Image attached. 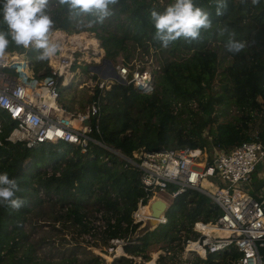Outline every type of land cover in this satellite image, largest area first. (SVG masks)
I'll list each match as a JSON object with an SVG mask.
<instances>
[{
  "label": "trees",
  "instance_id": "16d2710c",
  "mask_svg": "<svg viewBox=\"0 0 264 264\" xmlns=\"http://www.w3.org/2000/svg\"><path fill=\"white\" fill-rule=\"evenodd\" d=\"M54 1L55 5L47 8L54 20L51 31L72 34L96 30L103 56L114 65L130 63L139 48L144 53L152 51L158 67L153 70L150 91L141 92L132 85L115 83L101 95L98 85H94L91 99L99 101L100 120L99 132L92 130L90 135L104 146L90 142L84 153L62 140L33 146L8 140L15 122L0 108V174L15 178L21 189L17 196L26 200L19 211L0 206V264H107L89 250L86 255L91 257L87 260H80L75 252L80 247L86 250L77 237L93 228L84 207L90 198L95 210L108 214L104 243L112 246L109 239H125V252L149 259L150 243L167 247L171 231L187 232L195 220H211L220 209L207 194L187 188L171 199L165 221L132 239L138 223L132 222L131 212L139 198L146 201V191L139 168L106 147L138 161L133 152L140 153L143 148L154 151L200 146L211 153L214 147L229 149L252 137L251 124L259 116L264 121V0L255 6L250 0H228L222 16L215 15L213 0H195L211 13L212 28L202 32L203 39L198 42L181 39L166 49L153 39L155 29L149 13L153 8L163 12L173 0H167L166 4L159 0H120L115 10L117 28L107 31V25L101 23L77 24L74 14L59 5L58 0ZM86 15L94 21L93 16ZM5 27L0 23V30ZM225 27L228 32L221 36L219 30ZM229 33H235L236 40L248 45L239 54L225 47ZM6 51L25 53L30 70L26 80L55 76L48 60H37L35 51L13 42ZM93 75L97 80V74ZM57 78L60 81L62 76ZM227 104H234L240 114L233 119L224 118L218 107ZM258 138L264 143V127L258 131ZM69 151L72 155L67 156ZM40 192L44 198L39 196ZM44 202L48 208L42 206ZM39 218L59 236V245L74 240L65 246L68 254L62 252L58 259L52 260L36 253L42 244L54 243L49 230L29 239L25 225L35 224ZM68 232L70 238L63 235ZM92 235L96 236L94 232ZM238 254L231 247L209 252L206 258L196 255L193 263L226 264L228 257ZM133 259L120 255L114 257L113 264H137Z\"/></svg>",
  "mask_w": 264,
  "mask_h": 264
},
{
  "label": "built area",
  "instance_id": "2783aa9c",
  "mask_svg": "<svg viewBox=\"0 0 264 264\" xmlns=\"http://www.w3.org/2000/svg\"><path fill=\"white\" fill-rule=\"evenodd\" d=\"M60 50L59 46L55 56L62 64L52 67L55 76L40 80H21L17 74L20 68L14 64L23 61L27 68L28 61L12 58L15 52L6 51L0 57V108L15 122L7 139L12 142L23 141L27 146L62 140L77 146L84 153L90 142L104 146L90 135L92 130L99 132V101L90 99L83 112L63 107L59 99L61 86L66 87V79L62 77L58 81L57 76H62L65 66L69 67L74 58L72 55L63 57ZM96 56L98 54L92 56L90 62L100 63L102 55L99 58ZM115 67L124 82L115 77L97 76L95 84L101 95L115 83L132 85L141 92L152 89L153 69L131 67L124 63H118ZM6 68H13V71ZM119 154L139 168L140 181L146 191V201L139 198L131 212L133 223L140 225L146 219L142 208L154 197L160 196L169 202V198L172 199L187 188L197 189L211 198L220 213L208 221L195 220L187 232L180 230L184 251L206 258L209 252L235 247L239 254L228 257L226 264H264V143L258 138L257 130L249 139L229 149L214 147L211 153L200 146L154 151L143 148L140 153L133 152L134 157H139L138 161ZM258 165H261L260 170H257ZM254 171L256 181L261 183L255 188L261 191L258 195L241 187L247 181L254 184L251 181ZM208 177H215L221 183L208 188L204 182L213 183ZM165 191L168 192L166 196ZM163 221L165 216L161 218ZM111 240L113 244L119 243L120 247L127 242L117 237ZM135 256L142 259L140 255ZM135 256L132 255L134 259ZM142 260L146 263L145 258Z\"/></svg>",
  "mask_w": 264,
  "mask_h": 264
},
{
  "label": "rangeland",
  "instance_id": "374dc122",
  "mask_svg": "<svg viewBox=\"0 0 264 264\" xmlns=\"http://www.w3.org/2000/svg\"><path fill=\"white\" fill-rule=\"evenodd\" d=\"M160 3L166 4L167 0H159ZM55 1L51 2L49 4L48 9L52 6H54ZM116 5L113 9V15L108 17L102 24L107 25V29L109 30H115L117 28L116 26V19H115V10L117 9ZM77 24H80L81 22L86 24L87 26L93 25L94 21L91 20L86 14H82L80 16H72ZM100 24V25H102ZM55 30L50 31L49 35L51 36ZM65 35L60 39V41L57 43L59 46L63 47L61 51L63 57H72L74 58L72 63L67 67L65 66L64 72L62 74L63 79H66V87H64L61 90V97L59 99L60 103L63 105V107L66 110L70 111H80L83 112L86 110V106L88 104V101L91 99V95L93 93V88L95 85V77L94 75L88 70V65L92 64L90 62L92 56H95L98 52V50L101 51V58L104 55V50L99 46V41L95 37V31L91 30H83L79 31L77 33H85L87 38H95L97 40L98 46H94L92 44L86 43V39L83 37L79 39V43L75 44L74 39H69V37L75 33L68 34L65 31L61 30ZM76 33V34H77ZM68 38V39H67ZM70 40V41H69ZM85 44V45H84ZM77 45V46H76ZM80 46V47H79ZM84 46V47H83ZM67 47V48H66ZM77 47V48H76ZM72 48V49H71ZM74 48V49H73ZM66 49V50H65ZM18 60L26 59L25 53H17ZM58 54V53H56ZM66 55V56H65ZM99 56V55H98ZM96 56L97 58H99ZM56 59V60H55ZM70 59V58H69ZM54 62V63H53ZM48 64L50 67H55L57 64H62L60 61H58V57L55 55L48 59ZM55 64V65H54ZM66 64V63H65ZM17 66L20 68V71L17 72L20 75L21 80H26L28 76H30V70L24 62H18L15 63L14 66ZM131 67H148L154 70V68L158 67V62L155 59L152 51L150 53H144L139 48L135 49L134 57L132 58L131 62L128 63ZM13 68H6V70H12ZM157 74V72H156ZM153 80V78H152ZM67 106H70L71 108L68 109ZM219 111L220 109L223 110L224 118L227 119H233L235 116L240 114V111L234 104H227L225 107H218ZM185 115V114H184ZM252 128L250 130V134H253L254 131H259L262 127H264V121L259 116L253 124H251ZM72 155V152L69 151L67 153V156ZM49 167V166H48ZM258 169H261V165L257 166ZM209 180H213V183L205 185L208 188L213 187L214 184L221 183V181L215 177H208ZM242 189H244L247 192H250L254 195H258L260 193V190L255 189L252 183L249 181L242 183L241 185ZM168 194L167 191H165L164 195L166 196ZM40 197H43V193H39ZM169 202H171V198H169ZM85 208L88 210L87 218L90 221V224L93 225V228H91L90 232L84 233L81 236H76L77 239L82 243V245H85L86 250L83 251L82 247L78 248L75 252L77 254V257L80 260H87L88 257H91V255L88 254L87 250H89V253H93L94 255H99L101 259H103L104 262L107 264H113L114 257L124 255L126 257L132 256L129 253L125 252L124 245L121 244L122 249L124 250V254L117 253L118 247L120 246L118 244H113L111 239H109L110 245L113 244V246H109V244L104 243V225L106 216H108L107 213H104L102 210L98 211L94 209V204L92 199H89V202H86L84 204ZM44 208H48L47 202H44L42 204ZM36 209V208H35ZM34 209V210H35ZM34 210L31 214L34 213ZM44 218V217H42ZM34 219V218H32ZM43 219L39 218L35 224H31L29 222L25 225V230L29 233V239L36 238L38 236L43 235L46 231H50L49 234H51V238L54 241L53 246H50L48 244H42V247L38 248L37 254L39 255H45L47 257H50V259L55 260L58 259L62 252L63 254H68V251L65 250V246L71 245L74 243V240H69V242H66L64 245H59V236L55 233H52L53 231L50 230V225H45ZM42 224V225H41ZM183 230V229H181ZM92 232L95 233L96 236L92 235ZM180 230L178 231H171L170 237L166 243L168 244L167 247H160L162 243L152 242L148 245V255L149 258H153L154 252L157 253V256L155 258L157 264H194L193 259L196 258V254L192 252H186L184 251L182 247V237H181ZM134 232L131 234V238H133ZM63 235H66L68 238L71 237V233H63ZM76 235V234H74ZM168 249V250H167ZM103 254H108L111 256V259H108ZM86 255V256H85ZM160 255H163L162 258H160ZM145 257H142L144 259ZM139 257L135 256V260L137 264H146L143 262V260ZM148 261V259H145ZM99 264V263H98ZM102 264V263H100Z\"/></svg>",
  "mask_w": 264,
  "mask_h": 264
},
{
  "label": "clouds",
  "instance_id": "9594fccd",
  "mask_svg": "<svg viewBox=\"0 0 264 264\" xmlns=\"http://www.w3.org/2000/svg\"><path fill=\"white\" fill-rule=\"evenodd\" d=\"M120 0H58L70 14L80 16L88 14L95 23H103L113 15L114 7ZM244 2V0H242ZM252 5H259L261 0H250ZM50 0H0V23L5 25L0 30V57L13 42L16 46L35 51L36 59L46 61L54 56L59 45L50 40V31L54 20L48 14ZM215 15L222 16L228 7V0H213ZM149 18L154 26L153 39L163 48L183 39L188 43L203 39L201 33L212 28L211 13L195 3V0H173L163 12L151 9ZM228 32L225 27L219 30L223 36ZM245 41L235 39V33H229L226 49L239 54L246 47ZM18 181L7 173L0 174V206L19 211L26 205V200L17 196L20 192Z\"/></svg>",
  "mask_w": 264,
  "mask_h": 264
},
{
  "label": "water",
  "instance_id": "95a60500",
  "mask_svg": "<svg viewBox=\"0 0 264 264\" xmlns=\"http://www.w3.org/2000/svg\"><path fill=\"white\" fill-rule=\"evenodd\" d=\"M97 54L101 55V51H99ZM88 70L91 73L97 74L98 77H115L121 82H124L122 79L119 78L116 67L113 62L107 57L103 56L101 58L100 63L89 64ZM85 122L89 123V120H86ZM108 149L111 150V148ZM111 151L115 152L113 149ZM115 153L119 154V152ZM256 179L257 176L256 172L254 171L252 173L251 181L254 183L253 186L255 188H258L261 183L260 181H256ZM169 205L170 203L160 196H156L153 200L147 201L146 207L148 209V215L146 219L135 229L133 238H137L146 233L147 231L152 230L154 227H156L161 222V218L164 216L165 211L168 209Z\"/></svg>",
  "mask_w": 264,
  "mask_h": 264
},
{
  "label": "bare ground",
  "instance_id": "6f19581e",
  "mask_svg": "<svg viewBox=\"0 0 264 264\" xmlns=\"http://www.w3.org/2000/svg\"><path fill=\"white\" fill-rule=\"evenodd\" d=\"M65 34L61 31V30H55L54 32H53V34L50 36V40L52 41V42H54V43H58L59 41H60V39L64 36ZM85 38L86 39V43H88V45L89 44H92V45H94V46H97V40L95 39V38H87L86 37V34L83 32V33H75V34H73V35H71L70 37H69V39H74V40H76V41H74V43L75 44H77V43H79L80 41H79V39H81V38ZM63 39H64V37H63ZM68 39V38H67ZM70 41V40H69ZM79 45H80V43H79ZM85 45V44H84ZM77 46V45H76ZM61 47V46H60ZM80 47V46H79ZM84 47V46H83ZM89 47H90V45H89ZM67 48V47H66ZM77 48V47H76ZM61 49H63V47H61ZM72 49V48H71ZM74 49V48H73ZM66 50V49H65ZM101 50V49H100ZM66 56V55H65ZM10 58V57H9ZM12 58H17V55L16 54H13V57ZM56 60V59H55ZM54 63V62H53ZM55 65V64H54ZM204 184L205 185H207V183L206 182H204ZM142 211L144 212V215L146 216V215H148V209H147V207L145 206L144 208H142ZM124 253V250L122 249V247H118V251H117V253L119 254V253ZM105 257H107L108 259H111V256L110 255H108V254H103ZM154 256H153V258L152 259H150V260H148V261H146V264H157L156 263V261H155V258H156V256H157V253L156 252H154V254H153Z\"/></svg>",
  "mask_w": 264,
  "mask_h": 264
},
{
  "label": "crops",
  "instance_id": "0c3cea01",
  "mask_svg": "<svg viewBox=\"0 0 264 264\" xmlns=\"http://www.w3.org/2000/svg\"><path fill=\"white\" fill-rule=\"evenodd\" d=\"M260 190V189H259ZM261 192V191H260Z\"/></svg>",
  "mask_w": 264,
  "mask_h": 264
}]
</instances>
